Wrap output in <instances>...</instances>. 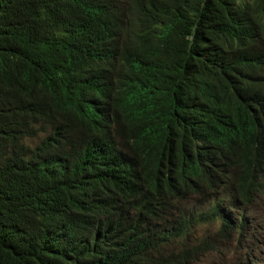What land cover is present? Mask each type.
Instances as JSON below:
<instances>
[{"label":"trees","instance_id":"16d2710c","mask_svg":"<svg viewBox=\"0 0 264 264\" xmlns=\"http://www.w3.org/2000/svg\"><path fill=\"white\" fill-rule=\"evenodd\" d=\"M257 229L264 0H0V264H264Z\"/></svg>","mask_w":264,"mask_h":264},{"label":"rangeland","instance_id":"374dc122","mask_svg":"<svg viewBox=\"0 0 264 264\" xmlns=\"http://www.w3.org/2000/svg\"><path fill=\"white\" fill-rule=\"evenodd\" d=\"M190 203L194 205L195 203H197V201L195 198H191ZM216 226L217 224L212 223L200 224L197 228V233L199 236H203L206 232H210L211 230L214 231L216 229ZM257 230L258 235L255 244L262 245L259 248L262 252H264V233L260 231V229ZM230 244H232V242L230 241H220L218 251L206 252L204 255L197 257L193 264H228L226 260H228V256H230V254H228V252H230V248H232ZM227 248L228 250H226Z\"/></svg>","mask_w":264,"mask_h":264},{"label":"clouds","instance_id":"9594fccd","mask_svg":"<svg viewBox=\"0 0 264 264\" xmlns=\"http://www.w3.org/2000/svg\"><path fill=\"white\" fill-rule=\"evenodd\" d=\"M256 241H257V235H255L254 237L248 239V242H249L250 244H251V242H254V243H253V246L256 247V248L258 249V250L255 251L254 253L256 254V256H259V255H261V254H264V252H262V251L260 250V248H259V247H261L262 245H257V244H255ZM228 254H230V256H228V258H231V257L233 256V254H232L231 252H229ZM262 258L264 259V257H262Z\"/></svg>","mask_w":264,"mask_h":264}]
</instances>
